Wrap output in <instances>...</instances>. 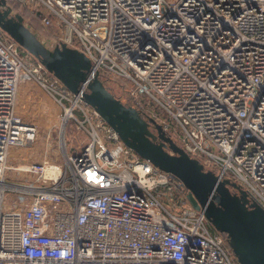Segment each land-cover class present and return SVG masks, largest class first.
Instances as JSON below:
<instances>
[{
  "label": "built area",
  "instance_id": "2783aa9c",
  "mask_svg": "<svg viewBox=\"0 0 264 264\" xmlns=\"http://www.w3.org/2000/svg\"><path fill=\"white\" fill-rule=\"evenodd\" d=\"M12 1L41 20L47 46L87 55L88 81L264 208V0ZM86 90L0 29V264H239L188 189L128 148ZM53 130L63 164L48 156ZM41 138L44 156L15 164L11 149Z\"/></svg>",
  "mask_w": 264,
  "mask_h": 264
},
{
  "label": "water",
  "instance_id": "95a60500",
  "mask_svg": "<svg viewBox=\"0 0 264 264\" xmlns=\"http://www.w3.org/2000/svg\"><path fill=\"white\" fill-rule=\"evenodd\" d=\"M0 29L70 92H77L86 84V104L97 111L128 148L188 189L191 205L203 210L214 229L226 235L239 264H264V208L246 191L205 170L153 117H145L135 106L126 105L103 83L88 81L87 55L65 43L47 46L8 0H0Z\"/></svg>",
  "mask_w": 264,
  "mask_h": 264
},
{
  "label": "rangeland",
  "instance_id": "374dc122",
  "mask_svg": "<svg viewBox=\"0 0 264 264\" xmlns=\"http://www.w3.org/2000/svg\"><path fill=\"white\" fill-rule=\"evenodd\" d=\"M24 10H27V9H24ZM24 10H22V11H24ZM37 12H38V10H37ZM26 23L39 36V38H41L44 41H46V39L49 40V37L51 36V33L47 32L46 29L45 30L44 29H39L38 30L37 28L36 29L33 28L32 25L29 22H26ZM51 32L53 33L52 29H51ZM22 52H23V50H22ZM24 52H26V51H24ZM146 101H148V100H146ZM154 108L156 109V111L159 114H161V110H160V108H159V106L157 104L154 105ZM47 133H48V129L41 128V130H40L41 137L44 136ZM81 137L83 138L84 136L81 135ZM67 139H68V143L70 145L76 146V142L72 139V135L70 133H68ZM45 147H46V141L43 138H41V139H39V141L37 143V146H36V148L33 151L26 150V149H23V148L17 149V148L14 147V148L11 149V152H12L11 156H14L13 160H14L15 164L16 163H21L23 161H38L44 156ZM48 156H50L52 158L55 157L56 158V162H58V163H61V164L64 163L63 156H62L59 144H58V135H57V131L56 130L52 131V140H51V142L49 144V154H48ZM239 186L241 187V185H239ZM8 197H9V195L7 196V198ZM210 225L214 229V227L212 226L211 223H210ZM227 245L230 247L228 239H227Z\"/></svg>",
  "mask_w": 264,
  "mask_h": 264
},
{
  "label": "trees",
  "instance_id": "16d2710c",
  "mask_svg": "<svg viewBox=\"0 0 264 264\" xmlns=\"http://www.w3.org/2000/svg\"><path fill=\"white\" fill-rule=\"evenodd\" d=\"M8 2H9V4H11L14 7V9L17 12H21L23 14L25 21L29 22L33 28H35V29L37 28L38 30L44 29L42 26L41 20L35 14L31 13L28 10L22 11L20 5H18V4L15 5L14 1H12V0H9ZM23 54H26V52H24V50H23ZM224 236L226 237V235H224Z\"/></svg>",
  "mask_w": 264,
  "mask_h": 264
}]
</instances>
